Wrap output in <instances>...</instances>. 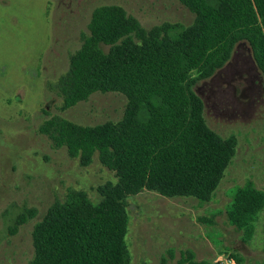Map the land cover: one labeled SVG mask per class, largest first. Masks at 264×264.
<instances>
[{
    "label": "rangeland",
    "instance_id": "obj_1",
    "mask_svg": "<svg viewBox=\"0 0 264 264\" xmlns=\"http://www.w3.org/2000/svg\"><path fill=\"white\" fill-rule=\"evenodd\" d=\"M104 5L123 7L146 31L167 24L175 35L195 21L179 0H0V264H30L35 227L52 207L78 192L98 204L99 189L119 181L97 154L83 165L41 130L51 117L82 126L122 120L120 93H95L63 110L56 88ZM195 90L209 127L234 139L235 153L209 201L148 189L127 197L131 264H183L184 254L208 264H264V210L249 242L228 219L239 188L264 193V85L249 43H238Z\"/></svg>",
    "mask_w": 264,
    "mask_h": 264
},
{
    "label": "trees",
    "instance_id": "obj_2",
    "mask_svg": "<svg viewBox=\"0 0 264 264\" xmlns=\"http://www.w3.org/2000/svg\"><path fill=\"white\" fill-rule=\"evenodd\" d=\"M179 1L195 21L175 35L167 24L146 31L121 6L93 11L89 33L56 85L62 109L95 93H120L127 99L124 116L96 126L51 117L41 130L83 165L97 154L119 181L99 189L98 204L78 192L52 207L35 227L30 264H131L128 196L148 189L209 201L215 193L236 142L209 127L195 87L222 69L242 41L264 85V0ZM263 210L264 193L252 184L235 192L228 219L244 241L252 240ZM184 256L183 264H208Z\"/></svg>",
    "mask_w": 264,
    "mask_h": 264
},
{
    "label": "built area",
    "instance_id": "obj_3",
    "mask_svg": "<svg viewBox=\"0 0 264 264\" xmlns=\"http://www.w3.org/2000/svg\"><path fill=\"white\" fill-rule=\"evenodd\" d=\"M227 262H228V263H232V260H231V259H227Z\"/></svg>",
    "mask_w": 264,
    "mask_h": 264
}]
</instances>
